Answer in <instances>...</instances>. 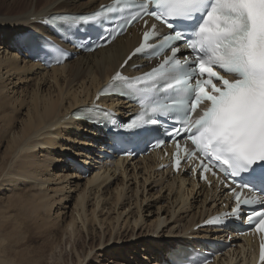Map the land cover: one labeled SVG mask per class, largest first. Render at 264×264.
Returning a JSON list of instances; mask_svg holds the SVG:
<instances>
[{
    "label": "bare ground",
    "instance_id": "bare-ground-1",
    "mask_svg": "<svg viewBox=\"0 0 264 264\" xmlns=\"http://www.w3.org/2000/svg\"><path fill=\"white\" fill-rule=\"evenodd\" d=\"M97 1L0 0V34H3L4 37L3 40L0 39V264H47L48 261L55 263V261L61 262L62 260H64L63 264H82L95 247L103 248L106 247V244H117L126 238L124 234L118 231V228L114 229V226L111 227L112 230L110 231L113 235L111 234L106 240L102 241L101 238L96 240L95 237H90L89 250L84 248L85 241L83 244L79 242L75 244L76 242H74L72 250L77 253V261L73 258L63 259L64 255L61 252L63 246L66 248L67 245L72 244V235L74 237L80 235L81 230L87 227L86 223L89 226L92 223L91 219L96 218L94 209H98L100 204L103 205L105 201L102 199L104 195L100 192L105 187L106 190L109 189L107 185L111 183L113 178H116V176L123 177L129 171L127 169L129 167L125 163L109 164L108 161L102 158L103 161H97L100 166L97 167L95 177L89 181L87 180L86 183H80V179L79 181L77 178L71 177L70 174L66 175L70 171L74 177H80L77 172L81 169L74 162L77 156H85L89 160L93 159L91 158L93 155L98 156L99 149L105 152L107 150L104 136L97 132L96 126L73 119L69 115L82 105L90 106L94 92L106 84L108 76L117 71L129 55L133 47L131 45L133 40H118L108 48L95 51L93 54L83 55L76 61L51 70H44L40 65L32 63L27 52L23 51L19 41L21 36L32 29L48 32L41 25V22L47 17L58 13L83 14L90 12L97 8ZM136 64H139L138 59L133 60L130 66ZM23 82H25V86L34 83L33 89H30V91L23 86L25 89L21 90L17 85L18 83L23 84ZM44 84L50 85V88L43 90ZM104 103L112 106L120 102H117V100H104ZM23 109L27 111L26 114L23 113L24 116H21ZM18 121H20V124ZM38 131L43 134L36 136L35 133ZM75 144H78L82 150H77L76 155L75 152L68 153L67 151L72 150L71 148H74ZM83 146L96 149V153L92 152L91 155L87 152L84 154ZM41 149L43 150L41 151ZM41 152L42 155H40ZM60 152L64 155L61 156ZM52 153H55L56 158L52 157ZM67 154L75 159L70 161V165L68 162L66 163ZM85 161L82 160L80 163H85ZM138 165H142V169L150 174L156 170L153 161H138ZM68 166L69 170L67 171ZM138 168L140 169L136 166V171ZM57 169H62V172L59 173ZM159 175L163 176L162 180L165 179L164 173H159ZM70 177L75 181L69 179ZM126 178L125 176L124 180ZM167 180L171 182L167 186L168 189L172 190L177 185V189H179L177 196L179 197L176 199L181 200L184 204L187 201V198H185L187 189L184 188L186 182L179 179V177H168ZM178 182L182 185H178ZM121 185L118 183L115 186L116 188L110 189L111 192L107 194V196L112 197L113 201L106 202H109L110 209L115 211L123 199V192L126 188H121ZM189 185L192 187L188 191L190 190L193 193L195 190H200L199 194L204 196V200L200 216L198 219L196 216L191 219L192 224H188L190 226L186 228L188 229L187 235L182 238L179 236L180 239L174 242L171 240L172 238H168L167 242L165 241L166 247L159 237L157 239L147 237L149 241L144 242V245L140 246L136 242L128 243L126 244L128 245L127 249L135 246L144 248L142 249L144 251L147 244L152 246V243H155L157 245L155 249L159 252L155 264H163L168 263L171 259L180 258L179 252L183 251V246L195 244L192 239L202 234L209 237L211 233L215 239L221 240L223 238L221 241L229 243V235L215 234L216 231L209 229L194 230L193 227L199 224L201 217H203V220L213 206L218 205V201L214 195L217 192H210L204 186L198 188L192 182H189ZM91 189H94V193H91ZM76 191L78 195L73 204L74 209L70 217L67 216L66 218L68 201L71 199V193ZM91 195H95L93 198L96 199L92 207L94 211L91 215L93 216L87 215L86 211ZM200 195L199 197H201ZM208 198H211L213 206L205 210V202L208 201ZM138 202L136 203L137 213L134 217L132 216L131 220L127 216L122 220L124 212H119L117 216L118 222L122 220L127 230L132 227L131 223H134L135 226L142 223L140 222L142 220L140 214L142 205L139 206ZM156 210L158 213L155 214V219L150 222L154 224V228L159 230L166 225L168 220L165 218L166 216L162 217L160 214L163 208L158 207ZM150 213L151 211H149ZM78 221H81V229H79ZM87 228L89 232V227ZM91 230L93 232V229ZM106 232H109V230L104 231V236ZM156 234L157 232L153 233L152 236ZM134 235L133 231L131 238ZM233 237L238 236L233 235ZM136 239L138 240V238ZM235 241L237 240L234 238L229 246L234 247ZM242 245L241 243L240 247ZM119 247L117 248L120 253H123L126 247H122L124 249ZM105 250L109 254L113 253V249ZM235 252L237 254L247 253V258L243 264H246V261H248V264H255L251 261L253 251L250 244L246 248H237L236 246L235 250L229 251L227 256L230 258H228V261H224L225 264H232L236 258L234 257ZM107 253L102 252L100 254ZM94 257L96 256H93L92 259ZM221 260L224 259H220L219 262L217 261L218 263L215 262L214 264H221Z\"/></svg>",
    "mask_w": 264,
    "mask_h": 264
},
{
    "label": "snow or ice",
    "instance_id": "snow-or-ice-1",
    "mask_svg": "<svg viewBox=\"0 0 264 264\" xmlns=\"http://www.w3.org/2000/svg\"><path fill=\"white\" fill-rule=\"evenodd\" d=\"M124 9L131 11L122 30L145 17L155 21L150 26L145 22L143 42L133 55L164 59L135 79L118 71L111 90L101 93L132 97L142 109L131 121L114 126L135 129L133 135L143 137L159 132V127L146 126L158 125L161 118L173 121L165 134L175 133L173 139L179 138L175 167L181 166V152L188 160L199 154L201 174L211 173L220 184L230 186L235 203L230 218L240 220L245 208L260 205L259 210L243 218L256 232L264 234V0H116L112 6L89 15L52 16L45 23L70 22L79 30L81 24H102L113 19L109 13ZM157 23L170 30L159 37L162 43L158 46ZM118 34L113 30L102 35L96 46H103L100 40L110 43ZM20 44L31 47L32 41L24 39ZM149 48L153 51L148 52ZM182 49L191 51L183 53ZM57 51V63H62L67 53ZM71 118L86 123L105 122L97 118L94 108L80 109ZM119 139L114 137L113 144H118ZM189 140L193 150L182 149L179 141ZM163 143L157 139L155 146ZM202 178L211 186L207 175ZM245 190L249 195L242 198ZM224 219L218 217L213 224L226 226ZM260 260L264 264V241Z\"/></svg>",
    "mask_w": 264,
    "mask_h": 264
},
{
    "label": "rangeland",
    "instance_id": "rangeland-1",
    "mask_svg": "<svg viewBox=\"0 0 264 264\" xmlns=\"http://www.w3.org/2000/svg\"><path fill=\"white\" fill-rule=\"evenodd\" d=\"M2 35L3 34H0L1 40L4 39V37ZM23 84L18 83L17 86L19 88H21V90L25 89V88H28L29 90L33 89L34 83L27 84L26 86H25V82H23ZM44 85L45 86H44L43 90H48V88H50V85H48V84H44ZM23 86H25V88ZM29 86H30V88H29ZM31 86H32V88H31ZM53 89H54V87L52 88V91H53ZM26 111H27L26 109H23L21 112V116H24L26 114L25 113ZM23 113H25V114H23ZM18 116H19V114H18ZM18 122L20 124V121H18ZM60 140L62 141L63 139H60ZM65 147L66 148L69 147V149L71 148L70 146H65ZM78 147H79L78 144H75V147L71 148L72 150H68L67 152L68 153L75 152V155H76L77 150H79V151L82 150V149H80L81 147H79V149H78ZM82 148L85 150L84 154L87 152H88V154L91 153V155H92V152L96 153L95 152L96 149H92L91 147L83 146ZM42 150L43 149H41V151ZM37 152L39 153L40 151H37ZM42 154L43 153L41 152L40 155H42ZM60 155L63 156L64 154L62 155V153L60 152ZM52 157L56 158L55 153H52ZM78 157H80V158H78ZM91 158H93V159L88 160L87 157H85V156L81 157V155H80V156H77V158L75 160L73 158V156H71L70 154H67V157L65 158L66 163L68 162V164L70 165L71 164L70 161L75 160L74 162H76L77 165L88 170L87 172L89 175L87 177L84 174H82V172H77V173H79L80 177L79 176L74 177L73 173L68 171L69 166H68V168H66V170L69 172V173L67 172L66 175L70 174L71 177L77 178L78 180L80 179L81 180V181L79 180L80 183L88 182L90 179H92L94 177L95 173L97 172V170L100 166V164H98L97 161H99L100 158H102V154L100 153V151H98V156L93 155V156H91ZM82 160L83 161L86 160L85 163H83V162L80 163V161H82ZM96 162H97V164H95ZM90 163H91V165H90ZM85 164H88V165L86 166ZM136 166L140 167V169L138 168L137 171H136ZM141 166L142 165H138V164L128 165L129 168H127V169L129 171H128L127 175L125 174V176L127 177L125 180H124L125 176H123V177L116 176V178H118V179L116 180V178H113V180H112L113 182L111 181V183H109L107 185L109 187V189L106 190V187H105V189L100 192V194L104 195L105 198L103 197L102 199L105 201H104L103 205L100 204V207L98 209L95 207L96 209H94V210L96 213V218L93 217L91 219L92 223L89 226H88V223H86L87 224L86 226L89 227V232L87 230L88 228L86 227V228H84V230H81L80 235H75V237L72 235V238H73L72 241L73 242H72V244H69L70 248H69V245H67L68 249H67V247L65 248L64 246L61 248V252L64 255L63 259H66V258L72 259L73 258V259H76V261H77V258H76L77 253L74 250H72L74 242H76L75 244H77L78 242L80 244H83L85 241L86 243H85L84 248L89 250L90 246H88V243L90 242L89 241L90 237H95L96 240H99V238H101L102 241L106 240V238H109V236L111 234L113 235V233H111L110 231L112 230L111 227H114V226H115L114 229L118 228L119 230L118 229L117 230L120 231L122 234H124L126 236V238L117 244L116 243L106 244V247H103V248L95 247L93 249V251H91V252L89 251L90 253L88 252L89 253L88 257L85 260V262H83L82 264H155L157 254H159L158 250L155 249V247L157 246V245H155V243H152V246H149L147 244L144 251H142V249H144V248H139V247L137 248L135 246H131L127 249L128 245H126V244L136 242V244H140V246H142V245H144V242L149 241L150 238L157 239V237H159L161 240H163L162 242L164 243V246L166 247L167 246L166 242H167L168 238H172L171 240H173V242H174L177 239H180V238H178L179 236H181V238H182L183 236L187 235L186 232H188L187 231L188 229H186V228H188L192 224L191 219H193L195 216L198 219V217L201 214L200 212L202 211L201 209H203L202 204H203L204 196H201L202 194L201 195L199 194L200 190H195V192L191 193V191L190 190L188 191V189H190L192 186L191 185H185L184 188L187 189L185 191V193H186L185 198H187V201L183 204V202H181V200H177L179 197V196H177V194L179 192V189H177V185H175L174 189H172V190L168 189L167 186L171 182H169L167 180L168 177L166 175L164 176L165 179L162 180L163 176L159 175V172H157L156 170L153 171L152 173L156 174L154 176L152 173H151L152 174L151 175L149 172L142 169L143 167H141ZM133 169L135 170V172ZM57 170L59 171V173L62 172V169H57ZM71 177L69 179H71ZM147 178H149V179H147ZM71 180L75 181V179H71ZM117 182L119 184H122L121 185L122 187L120 186L121 188H125V187L126 188H125V191L123 192V199L120 201L121 203H119V205L116 208L117 210L115 211V210L110 209V207L108 205V203L112 202L113 199L111 196H107V194L111 192L110 189L112 190L113 188H116L115 186L118 184ZM110 184H111V186H110ZM157 184H159V185H157ZM178 185H180V184H178ZM121 188H119V189H121ZM135 189L136 190L138 189V190L136 191ZM180 192H181V190H180ZM91 193H94V189L93 190L91 189ZM196 193H198V194H196ZM77 195H78L77 191L71 193V199L68 201V208H67L66 214H65L66 218H67V216L70 217V215L72 214V210L74 209L73 204L75 202V198ZM199 195L201 197H199ZM93 197H95V195H91L89 198V201L87 203V209H86L87 215H91L92 212L94 211L92 207H93V203H95L94 201L96 199ZM106 201H109V202H106ZM209 201H210V199H208V201L205 202V210L208 209ZM137 202H138L139 206L142 205L141 206L142 208H140V214L142 217V220H140V222H142V223H140L138 226H135L134 223H131L132 227L128 228V230H127V228L124 227V223L122 222V220L125 219L126 216H127V218H129L131 220L132 216L134 217L136 215V213H137L136 203ZM106 203H107V205H105ZM158 207L163 208V210L161 211L160 214L162 215V217L166 216L165 218L168 220L166 222V225L162 226L159 230L154 228L155 227L154 224L152 222H150V221H153V219H155V216H156L155 214L158 213L156 210ZM149 211H151L152 214L151 213L149 214ZM119 212H124V214L122 216V220L120 222H118V218H117ZM167 212L169 213V215ZM174 215H176V216L174 217ZM91 216H93V215H91ZM181 219H182V221H181ZM201 220H202V217H201L200 221ZM187 221L188 222L190 221V222L188 223ZM78 224H79V229H81L80 228L81 227V221H78ZM101 224L103 227L101 226ZM188 224H190V225L188 226ZM184 225H186V226H184ZM150 227H151V229H150ZM172 228H173V230H172ZM91 229H93V232ZM106 230H109V232H106V234L104 236V231H106ZM125 231H127V232L125 233ZM133 231H134L135 235H134V237L131 238ZM156 232H157V234L155 236H152V234L156 233ZM89 233L91 236L89 235ZM166 233H168V234H166ZM169 234H171V235H169ZM103 236L105 237V239H103L104 238ZM147 237L149 239H147ZM136 238H138V240ZM161 240H159V241H161ZM238 243H240V241ZM117 247H119V248L126 247V248L125 249L122 248V249H124V251H123V253H120V250ZM105 249H108V250L113 249V253L109 254L106 252ZM102 252L103 253L105 252L107 254H100ZM128 253H130V254H128ZM160 255L163 256L162 254H160ZM93 256H96V257H94L92 259ZM234 257H236V258L235 259L232 258V259H234L232 264H243V262L241 261L242 260L241 254L238 257V254L235 252ZM228 258H230V257L229 256L223 257L222 259H224V260H221V264H225L226 262H224V261H228ZM63 262H64V260H62L61 262L55 261V263L53 261H50V262L48 261L47 264H63ZM156 263H157V261H156Z\"/></svg>",
    "mask_w": 264,
    "mask_h": 264
}]
</instances>
